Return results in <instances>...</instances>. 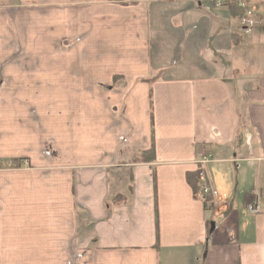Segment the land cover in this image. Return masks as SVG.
I'll return each mask as SVG.
<instances>
[{"label": "crops", "instance_id": "1", "mask_svg": "<svg viewBox=\"0 0 264 264\" xmlns=\"http://www.w3.org/2000/svg\"><path fill=\"white\" fill-rule=\"evenodd\" d=\"M216 3L0 0V264H264V0Z\"/></svg>", "mask_w": 264, "mask_h": 264}, {"label": "built area", "instance_id": "2", "mask_svg": "<svg viewBox=\"0 0 264 264\" xmlns=\"http://www.w3.org/2000/svg\"><path fill=\"white\" fill-rule=\"evenodd\" d=\"M228 1H230V0H217V3L214 5H215V7H220L223 4H226ZM209 162H210V160L208 158H206L205 156H202L198 162V164L201 168L200 171L197 173L198 178L200 181H202V180L204 181V184H202L200 186V195L203 198H216L218 196L217 191L211 187L210 183H208V176H207V172L205 169V166ZM247 210L250 214H257L260 211L259 207L254 205V204L248 205Z\"/></svg>", "mask_w": 264, "mask_h": 264}, {"label": "trees", "instance_id": "3", "mask_svg": "<svg viewBox=\"0 0 264 264\" xmlns=\"http://www.w3.org/2000/svg\"><path fill=\"white\" fill-rule=\"evenodd\" d=\"M151 151L141 154V157L138 158L136 161H138V162H148L149 161L150 162L152 160V157H153V152H151ZM187 181H188L189 185L191 186L194 194L198 197V193L200 191V187H199L200 180L198 178V174H196L195 176H189L187 178ZM243 199H244L245 205H248L250 203L249 195H245ZM202 200H203V203H206V201L203 199V197H202Z\"/></svg>", "mask_w": 264, "mask_h": 264}, {"label": "rangeland", "instance_id": "4", "mask_svg": "<svg viewBox=\"0 0 264 264\" xmlns=\"http://www.w3.org/2000/svg\"><path fill=\"white\" fill-rule=\"evenodd\" d=\"M237 68L241 71L242 70V64L239 63L238 66H237Z\"/></svg>", "mask_w": 264, "mask_h": 264}, {"label": "bare ground", "instance_id": "5", "mask_svg": "<svg viewBox=\"0 0 264 264\" xmlns=\"http://www.w3.org/2000/svg\"><path fill=\"white\" fill-rule=\"evenodd\" d=\"M214 189V188H213Z\"/></svg>", "mask_w": 264, "mask_h": 264}]
</instances>
